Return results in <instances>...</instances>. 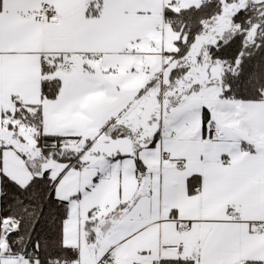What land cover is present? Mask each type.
<instances>
[{
	"label": "snow or ice",
	"instance_id": "snow-or-ice-1",
	"mask_svg": "<svg viewBox=\"0 0 264 264\" xmlns=\"http://www.w3.org/2000/svg\"><path fill=\"white\" fill-rule=\"evenodd\" d=\"M0 264H264V0H0Z\"/></svg>",
	"mask_w": 264,
	"mask_h": 264
}]
</instances>
